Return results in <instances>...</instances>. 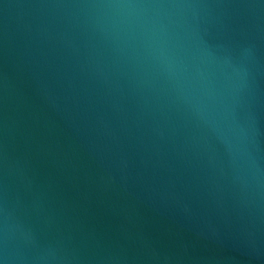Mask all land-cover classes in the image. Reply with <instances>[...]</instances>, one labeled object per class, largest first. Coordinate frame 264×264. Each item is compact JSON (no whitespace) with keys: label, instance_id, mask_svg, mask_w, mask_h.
<instances>
[{"label":"water","instance_id":"1","mask_svg":"<svg viewBox=\"0 0 264 264\" xmlns=\"http://www.w3.org/2000/svg\"><path fill=\"white\" fill-rule=\"evenodd\" d=\"M0 264H264V0H0Z\"/></svg>","mask_w":264,"mask_h":264}]
</instances>
